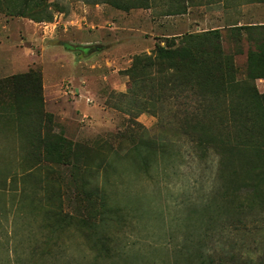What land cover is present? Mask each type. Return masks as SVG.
Here are the masks:
<instances>
[{"label":"rangeland","instance_id":"obj_1","mask_svg":"<svg viewBox=\"0 0 264 264\" xmlns=\"http://www.w3.org/2000/svg\"><path fill=\"white\" fill-rule=\"evenodd\" d=\"M104 1L50 0L53 21L37 23L11 15L13 1L0 0V264H264V205L227 191L219 155L198 148L175 98L139 106L127 95L125 74L164 37L263 24L264 2L195 0L186 15L167 16L168 0L131 10ZM246 35L244 52L235 56L240 80ZM225 48L240 49L230 42ZM31 70L42 75L44 110L53 115L47 129L78 145V161L58 166L26 159L9 86ZM92 185L104 190L106 209L83 193ZM45 190L62 215L99 225L108 256L90 232L50 233L29 205L34 195L44 199Z\"/></svg>","mask_w":264,"mask_h":264},{"label":"trees","instance_id":"obj_2","mask_svg":"<svg viewBox=\"0 0 264 264\" xmlns=\"http://www.w3.org/2000/svg\"><path fill=\"white\" fill-rule=\"evenodd\" d=\"M12 1L7 7L11 15L27 17L37 23L52 22L54 19V14L49 10L52 5L50 0ZM104 2L122 10L151 9L156 5L153 0ZM195 2L168 0L165 15H186ZM213 2L207 0L204 4L210 5ZM245 34L250 47L246 78L240 80L235 56L244 52ZM163 39L164 44L158 43L153 55L136 56L131 67L125 71L130 79L127 95L135 98L139 106L150 101L153 103L152 99L162 101L175 98L181 106L185 131L195 137L198 148L203 152L213 149L219 155V173L226 180L227 191L239 196L245 195L243 203L247 199L254 205L257 202L264 205V93L256 83L264 79V23H235L223 28L186 32ZM225 42H230L234 48L239 46L240 49L227 51ZM67 47L69 50L88 49L70 44ZM10 84V107L15 113L13 123L23 140L26 159L29 158L32 163L58 166L78 161V145L47 129L53 122V115L44 110L41 73L31 70L15 75L10 79ZM109 171L106 164L104 173ZM26 192L30 196L29 191L24 189L23 193ZM45 193L44 199L36 200L35 195L31 197L29 205L33 213L43 216V222L50 233L62 234L71 227L80 233L90 232L88 237L95 236L98 251L104 257L108 256L109 250L102 244L106 237L97 235L99 225L91 223L89 219L77 217L75 220V217L62 215L52 204L51 196H47V190ZM83 193L89 199H99L104 205L103 210L108 207L107 196L100 186L92 185L91 189ZM92 204L95 206L89 200V210ZM113 211L110 208L109 212ZM100 214L103 215V212ZM105 220L108 219L102 221ZM200 264L231 263L205 259Z\"/></svg>","mask_w":264,"mask_h":264},{"label":"crops","instance_id":"obj_3","mask_svg":"<svg viewBox=\"0 0 264 264\" xmlns=\"http://www.w3.org/2000/svg\"><path fill=\"white\" fill-rule=\"evenodd\" d=\"M260 81L264 82V80H260Z\"/></svg>","mask_w":264,"mask_h":264}]
</instances>
